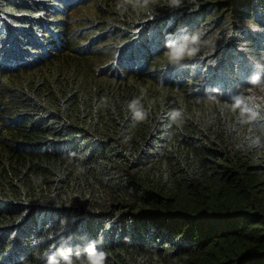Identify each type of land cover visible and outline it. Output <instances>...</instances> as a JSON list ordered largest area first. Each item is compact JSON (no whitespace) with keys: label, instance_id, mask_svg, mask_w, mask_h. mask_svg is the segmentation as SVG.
Wrapping results in <instances>:
<instances>
[{"label":"trees","instance_id":"obj_1","mask_svg":"<svg viewBox=\"0 0 264 264\" xmlns=\"http://www.w3.org/2000/svg\"><path fill=\"white\" fill-rule=\"evenodd\" d=\"M91 3L0 0V264H42L61 236L101 241L107 264H264V120L221 108L264 58V0L69 19ZM184 29L216 47L173 67L165 42ZM141 90L137 123L125 106Z\"/></svg>","mask_w":264,"mask_h":264},{"label":"clouds","instance_id":"obj_2","mask_svg":"<svg viewBox=\"0 0 264 264\" xmlns=\"http://www.w3.org/2000/svg\"><path fill=\"white\" fill-rule=\"evenodd\" d=\"M128 2L129 0H118L117 7H124ZM142 3L144 6H148L150 0H142ZM183 3L184 0H167V7L175 10L181 8ZM215 47V40L211 37L205 38L202 29H195L191 32L184 29L183 34L166 40L164 56L170 66L180 67L204 53L210 55L208 50H214ZM251 63L255 71L248 79L249 86L245 88L243 85H237V92L231 96V100L221 105L222 109L237 115L242 127L253 126L257 121L264 120V58H254ZM217 64L218 59L213 61L210 66L215 67ZM253 90L262 95H253ZM144 95V91L141 90L139 95L133 96L126 102V111L137 123L143 122L147 116L143 104ZM205 95L209 100H217L218 96L223 93L220 88L213 87L206 89ZM167 117L171 124L179 126L184 119V112L180 108H172L168 111ZM256 139L258 144L264 145V140L259 137ZM72 219L74 221L75 217ZM67 223L68 218L61 220V232L66 229ZM49 238L54 237L50 235ZM38 242L34 241V244ZM100 242L97 239H91L83 245L73 246L61 236L57 243L41 251L39 259L42 264H107L108 254L104 248L98 246Z\"/></svg>","mask_w":264,"mask_h":264},{"label":"rangeland","instance_id":"obj_3","mask_svg":"<svg viewBox=\"0 0 264 264\" xmlns=\"http://www.w3.org/2000/svg\"><path fill=\"white\" fill-rule=\"evenodd\" d=\"M90 1L92 2L100 1L99 4H101V7H97L96 5L91 3L88 6L81 7L78 10L79 8L78 6L69 13V16H70L69 19L77 18L80 20L82 18H94V19L102 21L104 19H109L112 16H114L112 13H110V11H120V12L128 11L125 21H122V22H128L130 20L134 21L133 18L137 17L139 13H142V10H146L148 8V6L143 5L142 0H129L127 5H125L124 7H117V3H113L111 1L106 2V0H90ZM114 17H117V16H114ZM63 19H65V17ZM79 20L74 24V27H84L88 24L86 21H82V20L79 21ZM114 21H117V20H114ZM96 30L98 29L89 30V31L83 30L76 39H83V41H86L89 38V36Z\"/></svg>","mask_w":264,"mask_h":264},{"label":"bare ground","instance_id":"obj_4","mask_svg":"<svg viewBox=\"0 0 264 264\" xmlns=\"http://www.w3.org/2000/svg\"><path fill=\"white\" fill-rule=\"evenodd\" d=\"M79 1V0H78ZM58 42V41H57Z\"/></svg>","mask_w":264,"mask_h":264}]
</instances>
